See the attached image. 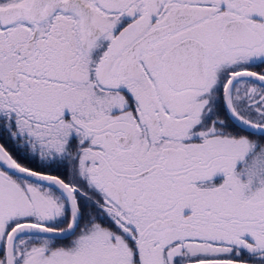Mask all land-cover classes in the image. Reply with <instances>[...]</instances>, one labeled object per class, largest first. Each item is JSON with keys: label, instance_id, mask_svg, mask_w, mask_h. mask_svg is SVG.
Instances as JSON below:
<instances>
[{"label": "snow or ice", "instance_id": "1", "mask_svg": "<svg viewBox=\"0 0 264 264\" xmlns=\"http://www.w3.org/2000/svg\"><path fill=\"white\" fill-rule=\"evenodd\" d=\"M0 264H264V0H0Z\"/></svg>", "mask_w": 264, "mask_h": 264}]
</instances>
